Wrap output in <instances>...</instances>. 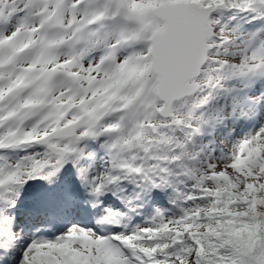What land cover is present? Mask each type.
<instances>
[{
    "label": "snow or ice",
    "instance_id": "obj_1",
    "mask_svg": "<svg viewBox=\"0 0 264 264\" xmlns=\"http://www.w3.org/2000/svg\"><path fill=\"white\" fill-rule=\"evenodd\" d=\"M0 264H264V0H0Z\"/></svg>",
    "mask_w": 264,
    "mask_h": 264
}]
</instances>
